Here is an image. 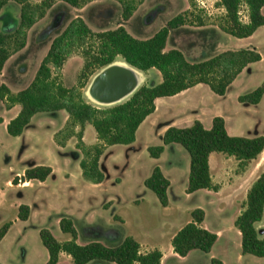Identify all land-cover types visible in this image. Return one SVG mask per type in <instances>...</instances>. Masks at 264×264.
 <instances>
[{
  "label": "rangeland",
  "instance_id": "rangeland-1",
  "mask_svg": "<svg viewBox=\"0 0 264 264\" xmlns=\"http://www.w3.org/2000/svg\"><path fill=\"white\" fill-rule=\"evenodd\" d=\"M31 1L39 3L42 0ZM83 1L85 4L82 7H73L59 0L54 3L45 17L29 29L27 45L14 52L0 71V86L6 84L13 92L26 88L52 40L75 17L84 18L94 31L124 25L133 35L147 38L183 14L184 23L171 30L166 50L178 48L190 61H200L225 50L253 48L260 52L262 59L248 65L225 95L214 93L202 83L185 93L165 97L166 102L159 103V111L167 113L172 109L176 112L202 105L206 128L212 126L214 115H220L226 118V127L231 135H264V96L258 104H246L238 99L264 81V25L244 38L224 32L220 26L226 11L220 5L221 0H204L205 6L197 0ZM127 2L135 9L132 17L125 21L123 6ZM241 16L243 20H248L245 4ZM19 21L20 5L12 1L0 12V30L10 31ZM82 66L83 58L79 54L68 59L61 74L65 86L77 83ZM161 81V73L151 69L145 74L142 85ZM86 89H83L84 96L92 102L85 94ZM20 108V105L9 107L7 101L0 99V227L18 217L22 204L29 205L33 214L28 223L14 227L0 245V256L6 264H45L49 253L41 240L40 230H51L60 241L71 239V235L61 229L60 221L64 216L73 220L78 233L77 242L81 245L92 241L116 245L131 235L144 247L164 252V264H210L213 258L221 259L224 264H264V256L243 254L242 235L235 225L249 188L264 170V154L253 160L243 172L234 157L223 162L228 171L221 172L214 157L213 176L220 184V190L217 194L209 189L188 193L191 161L188 151L181 144L174 143L166 145L159 159L152 157L147 145H160L162 138L145 126L135 145L107 147L100 161L106 179L95 184L82 175V153L76 146L77 137L70 138L66 146L55 142L54 136L64 128L68 113L65 110L38 113L23 134L12 136L7 131V125ZM191 118L194 120L190 122ZM167 120L168 116H163L159 127ZM186 120L181 127L190 126L199 118L194 111L186 114ZM84 141L88 145L98 141L92 124L85 127ZM36 165L50 166L53 172L45 181L33 179L22 186L20 183H25L22 180L25 170ZM156 166H160L171 181L169 205L165 207L144 183ZM196 208L205 211L202 226L218 233V240L211 252L195 250L185 258L173 256L170 253L171 237L192 220V211ZM258 228L263 236L264 220ZM59 264L73 262L64 256Z\"/></svg>",
  "mask_w": 264,
  "mask_h": 264
},
{
  "label": "trees",
  "instance_id": "trees-1",
  "mask_svg": "<svg viewBox=\"0 0 264 264\" xmlns=\"http://www.w3.org/2000/svg\"><path fill=\"white\" fill-rule=\"evenodd\" d=\"M12 1L20 5L19 24L10 31L0 30V71L14 52L27 45L29 29L58 0H0V12ZM73 7H82L83 0H59ZM246 5L248 20H243L241 9ZM226 14L221 29L235 37L251 36L264 25V0H221ZM135 7L130 2L123 6V19L128 21ZM184 23L183 14L176 16L166 26L147 38L133 35L124 25L114 29L94 31L80 16L69 21L67 26L52 40L47 54L41 61L31 83L24 89L13 92L6 84L0 86V99L8 102L9 107L20 105L19 113L9 121L7 131L12 136L23 134L32 118L41 112L65 110L68 119L64 128L55 136L59 146H66L68 140L77 137V148L82 153L80 165L85 180L95 184L103 183L106 174L100 161L107 147L115 144L130 145L135 142L137 131L144 120L155 112L156 99L174 96L198 84H207L218 94L225 95L229 86L250 64L262 59L259 51L253 48L225 50L200 61H190L178 48L166 50L171 30ZM74 54L83 58V66L78 74L77 83L67 87L61 80L62 70ZM127 62L132 67L147 74L157 69L162 81L151 85H141L129 99L111 106L98 105L84 96L83 89L90 84L100 69L114 61ZM264 96V81L253 91L242 94L239 101L258 104ZM92 124L97 133V143L88 145L84 141V130ZM79 128V129H78ZM181 144L190 155V174L188 193L201 189L219 191L210 170V155L214 152L234 157L243 172L264 150V135L254 137L229 134L224 117L213 118L212 126L206 128L202 121L196 120L187 127L169 126L162 144L148 147L154 158H159L166 145ZM53 172L47 165H36L25 170V181L37 179L45 181ZM18 183V182H17ZM145 186L156 193L162 206H168L170 179L160 166H156L144 181ZM30 206L22 204L18 217L27 220ZM205 211L196 208L192 220L185 224L172 238L174 251L186 256L191 250L200 249L210 252L218 235L202 226ZM264 220V170L253 182L247 192L242 211L235 225L242 235L243 254L264 256V235L258 224ZM12 225V221L0 227V242ZM61 229L71 235L67 241L58 240L51 230L43 228L40 237L47 248L49 259L46 264H57L62 252L71 256L73 264H162V252L154 249L142 252L139 241L129 235L116 245H105L92 241L86 245L77 242L78 233L73 220L62 217ZM212 264H224L221 259L213 258ZM0 264H4L0 260Z\"/></svg>",
  "mask_w": 264,
  "mask_h": 264
},
{
  "label": "crops",
  "instance_id": "crops-1",
  "mask_svg": "<svg viewBox=\"0 0 264 264\" xmlns=\"http://www.w3.org/2000/svg\"><path fill=\"white\" fill-rule=\"evenodd\" d=\"M197 86V85H196ZM190 89V88H189ZM188 90V89H187ZM186 92V90L185 91H182L181 93H185ZM181 93H179V94H181ZM165 97H160V98H157L156 99V110H155V112L154 113H152L151 115H149L145 120H144V122L140 125V127L138 128V131H137V136H136V140H135V142L134 143H132V144H130V145H135L136 143H137V141H138V139H139V137H140V131L142 130V128L143 127H145V126H148L149 127V130L150 131H153V132H155V134H156V136L157 137H163V135H164V133H165V131H166V129L169 127V126H172V125H176V126H179V127H181V126H183L182 124H185L186 122H187V120H186V114H188L189 112H196L197 113V116H198V118H199V120L200 121H202V122H204V114L201 112V109H203V108H201V106L202 105H199V107L198 108H196V109H194L193 107H186L185 109H183V110H177L176 112H173L172 111V109H170L167 113H165V112H160L159 111V109H158V107H159V103H165L166 102V100L164 99ZM6 101V100H5ZM17 105H14L13 107L15 108ZM21 109V108H20ZM20 109H19V111H20ZM19 111H18V113H19ZM17 113V114H18ZM168 116V120L167 121H165L164 123H163V125H161V127H159V125H158V123L160 122V119L163 117V116ZM16 116V115H15ZM14 116V117H15ZM215 116H217V115H214L212 118H211V124H212V121H213V118L215 117ZM67 119H68V116L66 117V121H67ZM192 120H194L193 118H191L190 119V122L192 121ZM225 120H226V118H225ZM227 123V122H226ZM148 144V143H147ZM148 147H149V145H147ZM168 146V145H167ZM166 146V147H167ZM133 147V146H132ZM163 154V153H162ZM262 154H264V150H263V152L260 154V155H262ZM214 157L217 159V164H218V168L221 170V172H222V170H224L225 172H227L228 170H227V168H225V167H223V165H224V161L225 160H229V159H232V157H229V156H227V155H225V154H223V153H217V152H214V153H212L211 155H210V170H211V175H212V178H213V180H214V182H215V178H214V176H213V170H214V168H213V166H212V160L214 159ZM160 158V157H159ZM158 158V159H159ZM235 161V163H237L238 161L235 159L234 160ZM237 161V162H236ZM164 172V171H163ZM24 176V175H23ZM30 181H25V183H20L22 186H26V185H28V183H29ZM215 183H217V182H215ZM221 188V187H220ZM201 190H203V189H201ZM220 190V189H219ZM199 191V190H198ZM196 192V191H195ZM216 194H217V191H214ZM169 205V204H168ZM31 209V212H30V216H29V218L27 219V220H21L19 217H17V218H15L13 221H12V225H11V227H10V229H9V231L7 232V234L5 235V237L1 240V242H0V245L9 237V235H10V233H11V231H12V229L14 228V227H21L22 225H25L26 223H28V221L31 219V217H32V214H33V210H32V208H30ZM188 223V222H187ZM186 223V224H187ZM26 227V226H25ZM24 227V228H25ZM183 227V226H182ZM181 227V228H182ZM180 228V229H181ZM178 232V231H177ZM176 232V233H177ZM175 233V234H176ZM174 234V235H175ZM218 234V233H217ZM174 235L171 237V243H172V238L174 237ZM134 237V236H133ZM218 237H219V234H218ZM218 240V239H217ZM63 242V241H62ZM140 244H141V250H142V252H148V251H151V250H154L153 248H149V247H144V244H142L141 242H139ZM149 248V249H148ZM155 249H158V248H155ZM160 250V249H159ZM195 250H200V249H194V250H191L186 256H182V257H188V255H190V253L192 252V251H195ZM202 251V250H201ZM162 252V251H161ZM211 252V251H210ZM170 253L173 255V256H180L179 254H177L175 251H174V248H173V246L171 247V250H170ZM162 254H163V256H162V264H164V260H165V253L164 252H162ZM64 256H67V257H69L71 260H72V258H71V256L70 255H68L67 253H65V252H62L61 254H60V260H59V262L57 263V264H59L60 263V261H61V259L64 257ZM201 258V257H200ZM48 259H49V256H48V258H47V260L45 261V264L47 263V261H48ZM212 259V258H211ZM0 260L3 262V263H5L3 260H2V258H1V256H0ZM212 261V260H211ZM91 263V262H90ZM90 263H88V264H90ZM6 264V263H5ZM95 264V263H94ZM137 264H139V263H137ZM210 264H212V262H210Z\"/></svg>",
  "mask_w": 264,
  "mask_h": 264
},
{
  "label": "water",
  "instance_id": "water-1",
  "mask_svg": "<svg viewBox=\"0 0 264 264\" xmlns=\"http://www.w3.org/2000/svg\"><path fill=\"white\" fill-rule=\"evenodd\" d=\"M115 63L116 61L100 69L90 82L93 96L107 106L121 103L117 101L132 90L134 82L132 76L114 65ZM125 63L128 64L127 62ZM22 180L25 181L24 176Z\"/></svg>",
  "mask_w": 264,
  "mask_h": 264
},
{
  "label": "bare ground",
  "instance_id": "bare-ground-1",
  "mask_svg": "<svg viewBox=\"0 0 264 264\" xmlns=\"http://www.w3.org/2000/svg\"><path fill=\"white\" fill-rule=\"evenodd\" d=\"M114 65H116L117 67L121 68L122 70H124L125 72L130 74L132 76L133 81H134L132 84V90L128 94L124 95L122 98H120L117 101V102H122V101L126 100L127 98H129L130 96H132V93L138 87H140L142 85V83L145 79V74L139 70H136L134 67L130 66L129 64H126L124 61H116V63ZM85 94L92 102L99 104V105H105V103L96 99L93 96L92 91L90 89V84L88 85Z\"/></svg>",
  "mask_w": 264,
  "mask_h": 264
},
{
  "label": "built area",
  "instance_id": "built-area-1",
  "mask_svg": "<svg viewBox=\"0 0 264 264\" xmlns=\"http://www.w3.org/2000/svg\"><path fill=\"white\" fill-rule=\"evenodd\" d=\"M198 3H200L201 6H205V1L204 0H197Z\"/></svg>",
  "mask_w": 264,
  "mask_h": 264
}]
</instances>
